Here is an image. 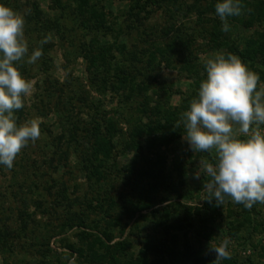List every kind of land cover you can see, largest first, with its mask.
I'll list each match as a JSON object with an SVG mask.
<instances>
[{"label":"rangeland","instance_id":"1","mask_svg":"<svg viewBox=\"0 0 264 264\" xmlns=\"http://www.w3.org/2000/svg\"><path fill=\"white\" fill-rule=\"evenodd\" d=\"M104 1L107 17L112 23L120 22L123 32L121 36L128 43L130 50H135L134 45L142 41L141 37L147 39L146 44L144 42L139 44L138 48L143 47L142 49L149 47V41L150 44H156L160 48H165L171 42L178 45V53L172 57L173 63L157 65L153 74L159 83L157 86L164 85L170 91L165 94L161 90L159 95H152L150 102L152 108L157 103L163 102L169 107L180 108L186 96H193L194 92H197L193 87L194 81L198 75L206 78L204 65L207 59L212 58L215 52L226 50H218L213 45L211 37H213L212 32L215 28H217V33L221 31L230 40L237 41L241 48L248 39L264 34V22H247L248 15L244 14L234 16L230 32H223L222 22L215 11L206 13L209 7L215 9L213 3L210 2L213 0H167L165 2L159 0L161 6L153 7V13L147 20L143 16L142 25L138 23V20L135 22L134 16L127 14L131 0ZM81 3L82 0H0V4L24 15L26 21L24 32L29 55L34 49L42 50V56L34 64H28L27 57L14 64L21 75L33 83L31 94L22 96V100L29 113L27 120L40 118L41 134L39 139L34 143L29 141L28 145L21 150L11 169L0 165V233L5 232L6 228L12 234L11 238L6 239L4 244L0 245V264H131L130 261H139V252L145 246L151 247L148 264H170L164 257L160 258V247L165 241L161 222L184 221L189 215V207L203 209L201 211L203 219L208 216L204 206L206 199L204 183H207L210 177L200 172L199 161L203 158L213 162L215 153L214 151L193 152L184 138L185 129L182 136L172 146L161 150L167 158L166 174L169 179L175 183L180 180L184 181L183 191L180 194L191 198V200H185L187 203L182 202V208L171 209L168 221L160 214L156 215L155 219L148 212H143L144 219H138V221L136 218L128 219L126 208L122 206V198L126 196L130 198L131 190L124 184L125 180L123 181L122 178L129 173H121L122 176L118 177H116L117 173L113 174L109 177V182L103 185L105 192L108 191L109 194L107 199L117 202L115 211L102 214L98 210H90L91 212L87 210L88 206L94 205L97 199L94 183L83 171L84 166L81 160L72 155V152H70V159L65 160V163L59 161V157L65 152V146L57 145L62 127L59 118L54 113L59 101L68 104L70 98L82 91L85 95L86 91L91 89L92 75L89 73L87 62L79 57L78 50L81 41H88L84 35L89 32V29L86 25L82 26V29L74 27ZM95 3L100 6L103 4L102 0H95ZM256 3L253 2V8ZM262 9L263 6L260 10ZM136 25L139 28L133 30ZM62 26L68 32L63 31ZM151 26L154 33L148 37L142 36V30L146 27L149 29ZM165 28L166 30L162 31ZM45 38H49L48 42L41 45L40 41ZM262 85H264V79L260 78L257 90ZM93 95L105 104L103 107L105 111L110 112L117 106L111 92L106 95H99L95 92ZM140 104H143V99L139 96L135 97L134 108ZM130 111H128L129 114ZM131 114L138 116L135 109L131 111ZM63 116H66L65 112ZM75 119L80 124L78 135H86V130L83 131L84 127L90 129L92 125L89 124H92L93 120L85 114L75 115L73 120ZM120 127L125 131L127 129L125 126L120 125ZM239 138L245 139L246 137L241 134ZM116 155L118 165L122 168L130 166L134 156H138L137 160L145 156V151H141L138 155L135 151L125 155L118 152ZM25 171H29L30 179L26 178ZM197 175L199 179L196 178ZM34 180L42 184H39V188L31 193L25 186V182L30 185ZM63 184L65 190L60 189ZM51 187L53 189H50ZM63 194L68 199L66 200L68 203L75 205L74 210L77 213L83 212L86 215L90 225L99 224L100 230L112 232L113 240L109 245L114 247L120 244L125 254L122 259L115 263L110 255L105 254L104 248L97 250V247L95 250L101 259H93V253L88 250V243L92 238L87 240L85 236L80 235L82 232L92 231L95 235L93 241L97 242L96 237L100 236L97 230L76 228L64 236L53 238L49 244L50 252L42 245V237L49 235L51 228L53 231L55 228L57 230L65 221L67 208L64 209V204H62ZM39 198L41 199L40 208L31 206L26 210L31 216L28 217V222L23 224L20 215L17 214L18 207L22 206L21 200L25 199L31 203ZM173 198L174 203H177V196ZM166 205L168 203L163 204L162 208ZM241 209L242 206L233 202L231 198H226L220 210L223 212V217L215 223V236L212 240H203L200 243L196 232L189 233V238L196 243L201 252L202 261L199 264H212L216 259V254L209 251L210 241L213 245H219L226 238L230 240L228 250L232 259H236L241 264H250L249 260L254 264H264V204L257 202L251 209H247L253 219V224L242 230L239 238L232 237L225 220L229 212L241 211ZM196 217L198 216L193 217L194 223ZM69 244L73 245L75 251L66 248ZM158 260L161 262L157 263ZM225 260L220 261V264H226Z\"/></svg>","mask_w":264,"mask_h":264},{"label":"trees","instance_id":"2","mask_svg":"<svg viewBox=\"0 0 264 264\" xmlns=\"http://www.w3.org/2000/svg\"><path fill=\"white\" fill-rule=\"evenodd\" d=\"M131 1L127 14L134 16L136 18L135 22L138 20L140 25L143 24V16L147 20L153 13V7L161 6L159 0ZM161 1L165 2L167 0ZM210 2L215 6L216 3L223 2V0ZM241 2L245 9L243 14L248 15L247 22H264V0H241ZM253 2H257L255 8H253ZM102 3L100 6L95 3V0H82L78 9L79 16L74 27L82 29V26L86 25V28L89 29V32L84 35V37L88 38V41H81L78 50L79 57L87 62L89 73L92 75L90 78L91 89L86 91L85 95L84 91H82L70 98L68 104L59 101L58 107L54 109V113L59 118L62 127V133L57 139V145L59 144V147L65 146V152L63 156L59 157V161L65 163V160L70 159V152L81 160V164L84 166L83 171L89 176V180H92L95 186L94 190L97 192V199L93 203L94 205H91L93 209L88 206V211L98 210L102 214L115 211L117 202L107 199L109 194L108 191L105 192L103 185L109 182V177L113 174L117 173L116 177H118L121 173H129V175L122 178L123 181L127 182L125 183L124 181V184L131 190L130 198H127L128 196L124 197V199L122 198V206L126 208L128 219L136 218V221L144 219L145 215L143 212H148L155 219L157 218L156 215L159 214L165 219H169L171 209L175 207L182 208V202L191 200V198L180 194L183 191L184 181L180 180V182L175 183L169 179L166 174L167 158L161 150L172 146L182 136L184 131L183 123L178 128L176 123L180 120L181 114L189 110L190 101L198 95L200 83L206 78L204 79L198 75L193 85L197 92H194L193 96H186L180 108L169 107L164 102L157 103L152 108L150 103L152 95H159L161 90L165 94L170 91L164 85L157 86L159 83L153 74L157 65L163 63L170 65L173 63L172 57L178 53V45L175 42H171L165 48H160L156 44H150L149 41L151 50L149 47L142 49L143 47L138 48L139 44L141 42L146 44L147 39L141 37L142 41H138L134 45L135 50H130L128 43L121 36L123 33L122 25L118 21L112 23L109 20L108 14L105 13L104 9L105 1L102 0ZM262 6L263 9L260 10ZM214 11L213 7H209L206 13ZM234 19L233 17L228 18L230 29L233 27L231 21L233 22ZM61 28L63 31H67L63 26ZM138 28L136 25L133 30ZM152 28L151 26L149 29L147 27L143 29L142 36H151L154 33ZM165 30L166 28L162 31ZM214 30L211 39L216 49H226L225 53H232L238 56L249 70L259 73L260 78L264 79V34L248 39L245 41L244 47L241 48L238 46L237 41L230 40L221 31L217 33V28ZM109 39L111 42L108 41ZM142 65L143 67H140ZM95 92L99 95H106L111 92L113 100L117 102V106L110 112L103 110L105 104L101 100L94 98L93 93ZM138 96L143 99V104L134 108V98ZM134 109L137 111L138 116L131 114ZM128 111H130V114ZM63 112H65L66 116H63ZM80 114H85L93 120V123L89 124L92 125L90 129L84 127L83 131L86 130L85 132H87L84 136L78 135L80 124L77 123L76 119L73 120L75 115L80 116ZM15 115L18 126L29 117L25 106L16 110ZM120 125L127 127V129L125 128L126 131ZM143 150L145 151V156L140 157L138 160V156H134L130 166L121 168L118 165L116 155L118 152L125 155L135 151L136 155H138ZM24 174L27 179H30L29 171H25ZM35 176L37 177L36 173ZM36 180L30 185L25 182V186L31 193L34 192V189L39 188V184H42L41 182L36 183ZM50 189L53 188L51 187ZM60 189L65 190V185L63 184ZM48 194L51 195L52 193ZM101 195H103V198H101ZM174 196H177L179 202L176 200L177 203H174ZM205 196L204 206L208 216L204 219L201 217L203 209L189 207V215L186 216L184 221L161 222L162 230L165 233V241L160 247L161 259L164 257L170 264L184 262L199 264L202 261L200 249L196 243L191 241L189 233L196 232L200 243L203 240H212L215 236V223L219 218L223 217V212H220L222 205L217 206L215 200L209 203L207 201V192ZM62 198L64 209L67 208L65 221L60 224L57 230L55 228L53 231L51 228V233L42 237V245L47 247L49 252L51 251L49 244L53 238L64 236L68 232L80 228L89 231L97 230L100 233V236L96 237L97 242L96 240L95 242L93 241L95 235L92 231L88 233L82 232L80 235L82 237L85 236L87 240L92 238L88 243V250L93 253V259H101L95 250L96 247L97 250L104 248L105 254L110 255L115 263L124 257L125 254L120 244L114 247L109 245L113 240L110 230H100L99 224L90 225L83 212L77 213L74 210L75 205L68 203L66 201L68 199H66L64 194ZM40 200V198L35 199L31 203H28L25 199L21 200L22 206L18 207L17 214L20 215L23 224H26L28 217L31 216L26 210L31 206H35L37 209L40 208ZM166 203L168 205L162 208V205ZM238 205L242 206L241 211L229 212L225 222L230 235L239 238L242 230L253 224V219L247 208L242 204ZM46 213H48L47 210ZM194 216H198L195 223L193 221ZM11 235L5 228V232L0 233V245H3L6 239L11 238ZM66 248L75 251L73 245L69 244ZM125 248L127 249L126 246ZM150 248L145 246L139 252V261H130V263L148 264ZM158 249L156 250L158 251ZM160 262L159 260L157 261V263ZM225 263L241 264L232 258L226 259ZM249 263L254 264L251 260H249Z\"/></svg>","mask_w":264,"mask_h":264},{"label":"clouds","instance_id":"3","mask_svg":"<svg viewBox=\"0 0 264 264\" xmlns=\"http://www.w3.org/2000/svg\"><path fill=\"white\" fill-rule=\"evenodd\" d=\"M244 10L241 0L216 3L222 31H230L228 18ZM25 23L24 15L0 4V165L8 169L29 141L34 143L41 134L39 117L19 126L16 122L15 112L24 107L22 96L31 94L33 83L14 64L26 57L28 64H34L42 56L40 48L29 55ZM204 67L206 79L176 127L183 123L184 138L193 152L215 153L213 162L199 161L200 172L210 177L204 183L207 201L221 206L228 197L251 209L257 202L264 204V85L257 90L259 75L232 53L215 52ZM241 134L246 138L240 139ZM229 244L227 238L219 245L210 241L209 251L216 254L212 264L231 259Z\"/></svg>","mask_w":264,"mask_h":264}]
</instances>
